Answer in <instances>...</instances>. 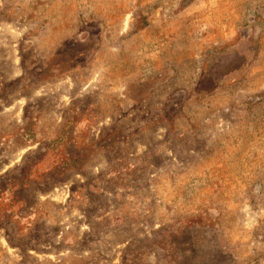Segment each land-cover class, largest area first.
Masks as SVG:
<instances>
[{
	"label": "rangeland",
	"instance_id": "1",
	"mask_svg": "<svg viewBox=\"0 0 264 264\" xmlns=\"http://www.w3.org/2000/svg\"><path fill=\"white\" fill-rule=\"evenodd\" d=\"M0 264H264V0H0Z\"/></svg>",
	"mask_w": 264,
	"mask_h": 264
}]
</instances>
